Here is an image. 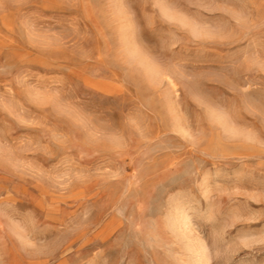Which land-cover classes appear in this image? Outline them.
<instances>
[{
  "label": "rangeland",
  "instance_id": "rangeland-1",
  "mask_svg": "<svg viewBox=\"0 0 264 264\" xmlns=\"http://www.w3.org/2000/svg\"><path fill=\"white\" fill-rule=\"evenodd\" d=\"M0 264H264V0H0Z\"/></svg>",
  "mask_w": 264,
  "mask_h": 264
}]
</instances>
